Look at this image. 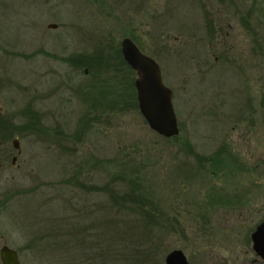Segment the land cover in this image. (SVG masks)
Returning <instances> with one entry per match:
<instances>
[{"label": "rangeland", "instance_id": "1", "mask_svg": "<svg viewBox=\"0 0 264 264\" xmlns=\"http://www.w3.org/2000/svg\"><path fill=\"white\" fill-rule=\"evenodd\" d=\"M252 3L0 0V120L15 126L0 128V248L16 250L20 264H71L62 228L103 217L106 201L73 182L82 168L86 188L116 175L137 178L160 216L145 221L155 229L160 264L176 249L190 264H206L209 255L234 264L245 250L243 233L264 212V0H255L251 21H240ZM125 37L158 63L173 93L179 139L151 131L128 94L126 110L104 106L78 128L81 109L89 110L83 88L95 80L66 58L118 47ZM222 52L231 62H215ZM121 88L109 101L122 98ZM196 156L216 158V168L208 171ZM209 195L229 203L211 205ZM75 262L84 264L80 255Z\"/></svg>", "mask_w": 264, "mask_h": 264}, {"label": "trees", "instance_id": "2", "mask_svg": "<svg viewBox=\"0 0 264 264\" xmlns=\"http://www.w3.org/2000/svg\"><path fill=\"white\" fill-rule=\"evenodd\" d=\"M254 4L255 0H253L246 16L243 17L241 15L240 21L243 24L246 21H251V11L254 8ZM248 28L251 32H255L252 26H248ZM133 40L135 39L133 38ZM65 61L82 75H84L83 70L87 69L88 76L93 78V81L95 80L93 83L105 84L109 76H112L111 73L115 71L122 72L120 73L122 77L124 75L125 62L120 52V46L113 47V45H108L104 49L99 48L90 55L83 53L75 57L66 58ZM129 71L131 70L129 69ZM121 80L122 78L112 79L117 86L122 83ZM93 98L90 101L89 99L86 100L88 105L92 107L91 111H85L83 118L79 121V129L83 130L84 125H87L86 123L90 121L89 116L91 117L92 115L96 119L99 115L97 111L104 110L105 107L120 112L127 109H123L125 100H122L120 96V99L115 98L113 102ZM36 117V114L33 113L32 119L36 120ZM6 123V121L0 120V128L3 127L4 131L15 129V126L13 128L12 125ZM79 133H77L76 137H79ZM170 139H179V135ZM187 144L185 143V146ZM195 158L208 171H211L214 165L216 168L218 163L216 158L214 160L198 156ZM82 175L83 169L80 168L73 173V182L77 183L81 189H87L92 193L96 192V194H106V201L100 208L102 215H104L103 217L92 218L91 222L85 227L68 223L67 229L65 225L62 228L65 233L63 237L67 239V243L64 246L70 249L71 264H76L75 260H77L78 255L82 257L84 264H160L161 259L158 253H155L156 244L151 241V236L154 234L155 229L145 223L148 220V223L151 224L156 217L160 218V216L144 196L137 178L132 176L128 178L125 176L118 177L116 175L112 178V183H107L101 187L90 185L89 188H86ZM122 182L127 185L126 189L123 188ZM66 183H70V181ZM209 199L211 205L222 203L223 201V203H229L227 199L224 200L220 195H215L214 197L209 195ZM88 229L91 231L90 235L88 234L83 238L79 236L80 233L86 234L85 232Z\"/></svg>", "mask_w": 264, "mask_h": 264}, {"label": "water", "instance_id": "3", "mask_svg": "<svg viewBox=\"0 0 264 264\" xmlns=\"http://www.w3.org/2000/svg\"><path fill=\"white\" fill-rule=\"evenodd\" d=\"M49 29L56 25H49ZM120 52L123 60L136 73L135 89L138 110L148 128L165 139L179 135L180 130L173 107L171 90L162 81L160 67L151 57L142 53L130 38H123L120 42ZM86 73V70H85ZM14 149H18V140L12 141ZM15 161L13 158L12 163ZM255 249L260 243V250L264 256V222L253 234ZM259 251V250H258ZM0 264H20L18 252L6 245L0 248ZM164 264H189L181 250H172L164 258Z\"/></svg>", "mask_w": 264, "mask_h": 264}, {"label": "flooded vegetation", "instance_id": "4", "mask_svg": "<svg viewBox=\"0 0 264 264\" xmlns=\"http://www.w3.org/2000/svg\"><path fill=\"white\" fill-rule=\"evenodd\" d=\"M50 30L51 31H57L56 28L50 29ZM247 34L249 35L250 41L254 39V37H255L254 32H247ZM246 36L247 35L244 34L241 37L244 38ZM222 53H223L222 56L219 55V57H215V62L217 63L218 60H220L221 62L223 61L224 64L225 63H228V62H231L229 54L226 55L224 52H222ZM238 68H239V66H238ZM129 69L131 71H129ZM85 70H86V73H85ZM245 70L246 69L243 67L241 69L240 74H243L245 72ZM75 72L78 73V71H75ZM123 73H124V76H123L122 80H123V84L124 85H122V83L120 84V87L122 86V88L120 90H122V93H123L122 100H125V98L128 99V95H130L131 97H133V99L136 100V103H137V96H136V89H135L136 73L129 67V65L126 62H125V67L123 69ZM83 74H84V76H88L87 69H84L83 70ZM131 74H133V76H134L133 77V83H131V85L133 86V88H131L130 91H129L130 85L128 87V76L131 75ZM241 77H240V81H243V77H242V79H241ZM124 81H125V83H124ZM243 82H245V80ZM240 83L242 84V82H240ZM114 87L117 88L118 86L117 85H115V86L113 85V82H112V79H111L110 76H109V78H108V80L106 81L105 84H98V83H91V82L88 83L83 88L84 90H83L82 93H83V95L85 97V100H83L84 102L81 101V104H82V102L84 104H88L86 100L89 99V101H90L92 97H94L93 99H96L97 98L99 100L102 99V100L109 101L110 99H112V96L111 95L113 93ZM63 88H64V86L62 85V86L58 87L57 91L59 92V91L63 90ZM67 90H70V88H67ZM74 91H75L76 94H77V92H78V94L81 93V88H79V85H78V88L75 89ZM172 99H173V93H172ZM78 100H80V98H78ZM88 106H89L88 109L91 110V107L92 106L91 105H88ZM137 107H138V104H137ZM81 111H86V110H83V108H82ZM0 112H1V108H0ZM12 160H13V158H12ZM231 206H233V205H231ZM240 207H235L234 206V207H232V210L239 209ZM241 208H245V207H241ZM256 211H257V213H261L262 212V209L261 210L258 209ZM263 222H264V212L261 213V219H259V220H257V221L254 222V225L252 226V228H248V229L245 230V232L243 233V239H242V242H243L242 244L244 245V247H245L244 249L245 250H244V253L243 254H236L235 255L236 258L234 260V264H264V256H262V251L260 250V243H258L256 245L259 248V249L256 250L255 249V246H254L255 243H254V241L252 239L253 234L257 231L258 227ZM213 256H214V258H211L212 255H209L210 258H206V261H207L206 264H221L222 262H223V264H227V259H224L221 256L220 257L219 256L217 257L215 255H213ZM212 260H214L216 262H212Z\"/></svg>", "mask_w": 264, "mask_h": 264}]
</instances>
